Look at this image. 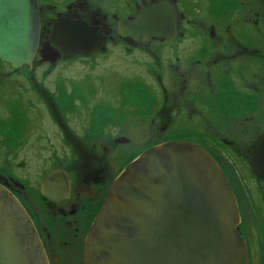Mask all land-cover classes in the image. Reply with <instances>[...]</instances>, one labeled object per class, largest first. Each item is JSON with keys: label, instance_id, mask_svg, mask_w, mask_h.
I'll list each match as a JSON object with an SVG mask.
<instances>
[{"label": "flooded vegetation", "instance_id": "flooded-vegetation-1", "mask_svg": "<svg viewBox=\"0 0 264 264\" xmlns=\"http://www.w3.org/2000/svg\"><path fill=\"white\" fill-rule=\"evenodd\" d=\"M161 2H167L176 9L177 25L174 36L170 38L149 36L143 41L119 35L117 27L120 22L132 20L143 6ZM211 2L208 0L207 13L204 12L202 17L191 11L193 4L189 0H36L39 34L31 64L36 61L50 66L71 58L92 61L95 56L108 52L110 46H113L112 49L115 48L114 45L120 46L129 53L145 52L154 65L158 68L165 67V70L162 68L159 73L152 70L158 78L159 86L156 87V91L159 97L161 96V105L156 112V115L162 119V122L156 126L161 132L177 124L180 126L184 124V119L180 122L178 119H173L172 112L174 107L181 103L185 91L188 88L194 89V93L197 94L195 101L198 102L200 99L203 106L201 110L210 113L209 117L214 126L225 134L223 133L224 135L219 139L200 137L199 141L195 142L176 137L164 138V140L197 145L213 159L234 197L238 211L236 230L246 248L247 264H264V180L250 171L251 150L256 146L257 138L264 135V129L254 134L249 150L242 151L237 147L238 137L248 136L245 134L254 128L262 129L256 125L249 128V122H260L264 128V76L257 74V80L253 81L257 84L250 83L244 87L239 82H235L237 78L243 77L242 69L250 67L238 64L240 61L256 58L258 62L260 60L259 65L263 64L264 67V42L260 44L261 49L250 47L241 39L238 40L236 38L238 34H232L229 26L226 25L223 29L217 26V20L223 15L222 9L218 10V8H223L225 1L219 0L217 9L212 6L209 8ZM260 5L262 17L253 19L252 23L256 26V30L262 33L264 0H260ZM63 20L85 24L98 40L94 49L85 57L60 54L54 64L40 61L39 53L47 45L57 50L50 43V34L56 22ZM243 31L241 29L240 32ZM187 36H191L193 41L184 43V38ZM223 38L228 42H222ZM180 67L186 68L180 69ZM29 78L33 80L32 76ZM133 82L140 83L137 80ZM130 83L132 82L126 83L129 89ZM86 84L92 87V84ZM97 84L100 86L101 81L99 80ZM140 86L147 98L154 92L142 84ZM57 92L60 96L67 93L65 90ZM117 93L127 97L123 91L117 90ZM39 96L43 102L44 98L46 99L45 103L51 109L49 113L56 119L62 138L70 149V155L64 157L62 161L52 156L56 164L46 168L51 159L41 158L43 164H40V168L43 170L35 180L23 178L24 176L16 173L11 174L10 172L13 171L10 169L0 170V185L16 198L27 214L42 246L47 264H84L82 254L84 239L109 184L121 169L143 150L132 156L129 152L124 161L117 159L118 154L113 158H116V163L120 162L112 166L108 158L98 151L96 153L94 145L83 141L66 126V110L74 111L76 108L74 104L77 101L84 105L87 102L85 95L80 99L74 98L68 102V105H62L56 96L46 91L39 92ZM222 96L223 99L226 98L225 103ZM99 105L96 107L97 110L108 108L104 101ZM130 109L132 107L128 106L124 111L129 112ZM92 110L93 108L90 109L91 114L95 109ZM108 110L112 112L109 108ZM148 111L150 112V107ZM217 112L220 117L216 115ZM238 118H241L239 122L241 128L231 127V122ZM118 139L125 141L117 142ZM17 141L19 140L16 139L15 142ZM110 141L115 146L129 143L128 139L121 136ZM216 145L226 149L229 156L239 162L244 176L245 185H241L243 188L237 186L236 180L230 173L233 170L229 171L231 168L223 161L222 154L220 152L216 154V149L213 148L208 151L207 147ZM18 163L15 167H23L22 161ZM51 174H54V177L43 187L44 194H42L41 184ZM251 227H256L258 232L254 237L251 235Z\"/></svg>", "mask_w": 264, "mask_h": 264}, {"label": "water", "instance_id": "water-1", "mask_svg": "<svg viewBox=\"0 0 264 264\" xmlns=\"http://www.w3.org/2000/svg\"><path fill=\"white\" fill-rule=\"evenodd\" d=\"M176 25V9L161 2L141 7L117 29L146 41L174 36ZM38 30L36 0H0V62L29 66ZM97 41L85 24L57 21L50 34L57 50L47 45L40 61L85 57ZM251 156L250 171L264 180V135ZM53 177L41 184L42 194ZM237 223L234 197L213 159L197 145L165 141L140 152L109 184L84 239V264H247ZM0 264H47L31 221L2 185Z\"/></svg>", "mask_w": 264, "mask_h": 264}, {"label": "rangeland", "instance_id": "rangeland-1", "mask_svg": "<svg viewBox=\"0 0 264 264\" xmlns=\"http://www.w3.org/2000/svg\"><path fill=\"white\" fill-rule=\"evenodd\" d=\"M189 1L193 4L191 11L203 17L204 12L207 11L208 0ZM211 1L209 8L212 6L217 9L219 0ZM223 1H225L224 7L218 8V10L222 9L223 15L217 20V26L221 29L226 25L229 26L232 34H238L236 36L238 40L241 39L250 47L261 49L260 44L264 42V31L259 33L252 23L253 19L262 17L260 0ZM201 19L205 20V18ZM262 25L264 26V23ZM241 29L244 31L240 32ZM192 41L191 36L184 38V43ZM222 42H228V40L223 38ZM112 47H109L108 52L95 56L92 61L71 58L50 66L34 61L30 66H22L18 69H12L0 63L1 171L10 169L13 171L10 172L11 174L16 173L24 176L23 178L28 177L30 180H35V177L37 179L39 172L43 170L40 168L43 164L41 158L51 159L50 164L45 166L46 168L56 164L52 156L62 161L64 157L70 155V149L66 146L56 125L57 121L49 113L50 107L45 103L46 99L43 97L45 100L43 102L39 96V92L45 91L56 96L62 105H68V102L74 98L80 99L84 95L87 97L84 105L77 101L74 104L76 107L74 111L73 109L66 110V126L83 141L94 145L96 153L98 151L108 158L112 166L124 161L129 152L132 156L134 153L137 154L141 150L164 142V138H185L195 142L199 141L200 137L219 139L225 134L214 126L209 117L210 113L201 110L203 106L200 99L196 102L197 94L194 93V89L189 88L185 91L181 103L176 105L172 112V118L178 119V122L184 119V124L182 126L177 124L165 132L157 130L156 126L162 122V119L156 115L161 105V96L159 97L156 91L159 84L153 72L159 73L162 68L165 70V67L158 68L143 51L129 53L118 45H114L113 49ZM259 62L256 58L240 61L238 64L250 67H244L243 77L237 78L235 82H239L243 87L250 83L257 84L253 82L257 80L256 75L264 76L263 64L259 65ZM257 63L259 66H256ZM184 68L186 67H180V69ZM29 76H32L33 80ZM99 80L102 84L100 86L97 84ZM136 80L156 93L153 92L150 95L151 98H147L141 89V84L133 82ZM123 81L126 83L131 81V88L129 89ZM86 83L92 84L90 87L94 91L90 90L91 88ZM202 83L204 84L203 81ZM60 90H65L67 93L60 96L57 92ZM117 90L123 91L127 97H123L122 93L118 94ZM223 96L225 97V94ZM223 96L222 100L225 103L226 98L223 99ZM103 101L112 112L108 108L96 109ZM127 105L132 107L129 112L124 111ZM91 108L95 109L91 111L92 114L90 113ZM216 115L219 116V112ZM240 121L241 118H238L231 122V127L241 128ZM248 125L249 128L256 125L262 129L254 128L245 134L248 136L238 137L237 147L242 151L249 150L254 134L264 129L260 122L252 121ZM120 136L128 139L129 143L115 146L110 141ZM16 139L19 141L15 142ZM212 148L216 149V154L219 152L222 154L223 161L231 168L229 171L233 170L230 173L236 180L237 186L243 188L241 186L245 185L243 170L236 158L232 159L226 149L217 145L207 147L208 151ZM118 154L117 159L120 161L116 163V158L113 157H117ZM20 161L23 162V167H15V164H19ZM250 231L252 237L258 233L256 227H251Z\"/></svg>", "mask_w": 264, "mask_h": 264}, {"label": "trees", "instance_id": "trees-1", "mask_svg": "<svg viewBox=\"0 0 264 264\" xmlns=\"http://www.w3.org/2000/svg\"><path fill=\"white\" fill-rule=\"evenodd\" d=\"M0 63H2V62H0ZM3 64H5V63H3ZM8 67H9V65L8 64H6Z\"/></svg>", "mask_w": 264, "mask_h": 264}]
</instances>
